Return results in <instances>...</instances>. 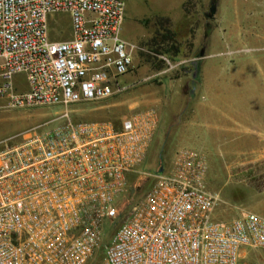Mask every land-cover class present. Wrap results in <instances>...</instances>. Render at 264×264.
I'll list each match as a JSON object with an SVG mask.
<instances>
[{
  "label": "built area",
  "instance_id": "1",
  "mask_svg": "<svg viewBox=\"0 0 264 264\" xmlns=\"http://www.w3.org/2000/svg\"><path fill=\"white\" fill-rule=\"evenodd\" d=\"M56 14L70 19L67 41L49 39ZM124 17L123 0H0V96L63 108L52 129L0 151V264H264V216L216 217L202 153L181 148L164 170H140L153 109L119 126L73 119L69 106L127 88L135 49L121 38ZM15 75L26 91H14Z\"/></svg>",
  "mask_w": 264,
  "mask_h": 264
},
{
  "label": "rangeland",
  "instance_id": "2",
  "mask_svg": "<svg viewBox=\"0 0 264 264\" xmlns=\"http://www.w3.org/2000/svg\"><path fill=\"white\" fill-rule=\"evenodd\" d=\"M123 1L125 21L121 38L135 49L131 70L123 78L122 84L127 88L121 94L106 100L69 106L73 119L108 121L119 126L124 118L153 109L159 116V126L144 161L147 167L142 171L152 173L162 167L167 168L175 152L181 148L202 153L207 163L206 189L217 197L216 217L230 220L244 213L264 216V157L259 163H251L247 168V164L240 162L241 154L235 152L240 147L233 146L235 150H230L222 146L215 155L206 138L200 140V137H196L195 142L199 141L200 145L188 141L196 132L192 130L191 122L197 113L194 101L198 91L201 97L205 95V100L201 98L200 101L209 107L213 106L214 111L219 110L218 112H223L222 105L228 94L264 92V66L259 68L252 61L246 66L244 61L251 60L257 52L264 55V31L259 34L258 49L251 44L243 46L240 39L235 42L228 40L226 30L228 31L234 18L233 9L225 4V0H220L216 23H213L215 14L211 18L207 17L213 0H188L181 13L177 9L180 0H155L156 4L163 5V15L156 14L158 10L151 4H148V8L143 0ZM259 6L264 13V2ZM143 12L149 16H145ZM155 16L170 19L179 48L177 56L187 58L186 60L175 64L172 59L176 57L166 56L163 53L167 49L166 45L158 46V40L142 24V20H153ZM212 25L214 28L204 61L205 66L210 69L208 74L215 80L210 84L206 74V81L202 79V58L190 57L192 54L199 55L203 50ZM48 32L51 41L71 38L68 15L49 16ZM237 49L242 52H235ZM194 62H200L197 76ZM184 65L190 67L184 69L181 67ZM10 83L16 93L26 91L23 75L13 76ZM2 84L0 81V86ZM194 85L196 88L193 89ZM198 86L201 88L198 89ZM168 90L175 92L171 99L166 95ZM62 110L60 106L13 108L0 96V151L17 142L21 134L31 128L39 126V131L42 132L52 129L57 122L49 121ZM236 133L240 135L239 131ZM259 149L261 146L249 150ZM144 189V185L138 189V200ZM255 253L258 254L255 255L256 258L264 259L263 252ZM252 259H255L254 256Z\"/></svg>",
  "mask_w": 264,
  "mask_h": 264
},
{
  "label": "crops",
  "instance_id": "3",
  "mask_svg": "<svg viewBox=\"0 0 264 264\" xmlns=\"http://www.w3.org/2000/svg\"><path fill=\"white\" fill-rule=\"evenodd\" d=\"M143 1L146 3L147 7L148 4L149 6L151 4L152 7L157 9L158 11L156 14L163 15V5L156 4L155 0ZM180 1V6L177 8L179 13L182 12V8L188 0ZM213 1L216 5L214 23L217 19V12L219 11L221 1ZM263 2L264 0H225V4L233 9L232 18H234L229 24L228 31L226 30V37H228V40L235 42L240 39L243 46L251 44L253 48L258 49L259 34L264 31V13L261 6H259ZM142 14H144V12ZM213 28L214 25H212L205 39V46L203 50L201 49L202 56L200 57L203 60V70H201L203 72L202 79L203 81L205 80L206 74L208 83L210 84L211 81L215 80H212V77L208 74V70L210 69L205 66L204 61L207 56L209 37L212 34ZM69 39L70 38H64L62 41H67ZM231 52H233V50H231ZM235 52H242V50L237 49ZM244 61L246 62V66H249V62L252 61L253 64L260 68L264 66V55L257 52V55L252 57L251 60ZM227 66L229 67L230 65ZM231 66H234V64H231ZM199 87L200 86H198V89ZM174 93V91L169 92L168 90L166 95L168 94V98L171 99ZM203 96L204 97H201L199 91L195 96L194 102L196 103L197 113L195 117L192 118L191 123L193 125L192 130L194 129L196 132L189 137L190 140L188 141L195 145H200L199 141L198 143L195 142L196 137H200V140L206 138L210 143L209 146L212 149L211 151L214 152L215 155L217 154V149L222 146L230 150H235L233 146L235 148L240 147L239 150H235V152L241 154L240 162L242 164H247V168H249L248 166L251 163H259L262 157H264V92L228 94V96L225 97V104L222 105V107L224 106V109H222L223 112H218L219 110L214 111L215 109H213V106L209 107L205 105L200 101L201 98L205 100V95ZM213 122H215V125H213ZM238 131L240 135L236 133ZM257 146H261V149L256 151L249 150Z\"/></svg>",
  "mask_w": 264,
  "mask_h": 264
},
{
  "label": "trees",
  "instance_id": "4",
  "mask_svg": "<svg viewBox=\"0 0 264 264\" xmlns=\"http://www.w3.org/2000/svg\"><path fill=\"white\" fill-rule=\"evenodd\" d=\"M185 5L183 6L182 10L185 8ZM142 24L147 29H149L154 35V37L158 40L156 42L158 46L166 45L167 49H165V51L163 52L164 54H166V56L170 57L172 55L173 57H176L172 59V61L175 62V64L187 59L184 57L177 56V54L179 53V48L175 37V32L171 29L172 25L169 18L155 16L153 20L151 19L142 20ZM198 57H200L198 54H192L190 58L193 59ZM193 66H194V71L196 72V76L199 75L200 62H194ZM181 67L185 69L190 66L184 65ZM194 88H196L195 85L193 86V89ZM146 167L147 166L143 162V164L140 166V170H145ZM161 169L164 170L165 168L162 167Z\"/></svg>",
  "mask_w": 264,
  "mask_h": 264
},
{
  "label": "water",
  "instance_id": "5",
  "mask_svg": "<svg viewBox=\"0 0 264 264\" xmlns=\"http://www.w3.org/2000/svg\"><path fill=\"white\" fill-rule=\"evenodd\" d=\"M215 11H216V5H215V3H211L210 7H209V13L207 14V17L211 18L215 14ZM199 56L200 57L202 56V52H200Z\"/></svg>",
  "mask_w": 264,
  "mask_h": 264
},
{
  "label": "flooded vegetation",
  "instance_id": "6",
  "mask_svg": "<svg viewBox=\"0 0 264 264\" xmlns=\"http://www.w3.org/2000/svg\"><path fill=\"white\" fill-rule=\"evenodd\" d=\"M211 3H214V1H213V2H211Z\"/></svg>",
  "mask_w": 264,
  "mask_h": 264
}]
</instances>
